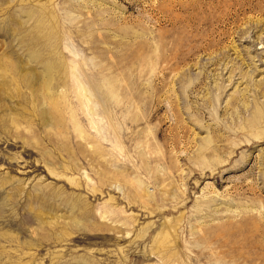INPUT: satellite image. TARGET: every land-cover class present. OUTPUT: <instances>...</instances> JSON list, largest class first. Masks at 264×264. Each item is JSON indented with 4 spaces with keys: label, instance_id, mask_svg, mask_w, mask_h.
I'll return each instance as SVG.
<instances>
[{
    "label": "rangeland",
    "instance_id": "374dc122",
    "mask_svg": "<svg viewBox=\"0 0 264 264\" xmlns=\"http://www.w3.org/2000/svg\"><path fill=\"white\" fill-rule=\"evenodd\" d=\"M0 90V264H264V0H0Z\"/></svg>",
    "mask_w": 264,
    "mask_h": 264
},
{
    "label": "bare ground",
    "instance_id": "6f19581e",
    "mask_svg": "<svg viewBox=\"0 0 264 264\" xmlns=\"http://www.w3.org/2000/svg\"><path fill=\"white\" fill-rule=\"evenodd\" d=\"M12 1H13V0H12ZM40 23H42V22H40ZM43 24H44V22H43ZM18 28H19V30H20V29H22V26L20 25V26H18ZM32 52H35V53H36L37 51H32ZM35 53H33V55H31V56H33L34 58H36V57L39 58V56L35 55ZM37 58H36V59H37ZM40 58H41V56H40ZM53 67H54V66H53ZM53 67H50V69L48 70V71L50 72V73H49V80H48V82H47V83H50L49 86L46 84L47 86H44V87L41 88V89L43 90V92H42V95L44 96L43 100H47L48 98H53V97H54L52 94H51V96H52V97H51V96H48L49 94L46 93V92H52V90H53V88L50 87V86H51V83L54 82V81H53V80H54V77H53V76L51 77V75H52L51 73H52ZM1 86H2V83H1ZM5 86H7V84H4V85H3L4 88H5ZM8 90H9V89H8ZM9 91H10V90H9ZM9 91H7V92H9ZM7 92H6V95H7ZM81 92H82V90H81ZM3 93H5V91H3ZM3 93H2V94H3ZM12 93H13V92H12ZM39 93H40V92H39ZM2 94H1V90H0V101H1V96H4V95H2ZM10 94H11V93H10ZM33 94H34V93H33ZM7 96H9V95H7ZM11 96H12V95H11ZM33 96H35V95H33ZM2 98H3V97H2ZM38 98H39V97H38ZM54 98H55V97H54ZM2 104H3V103H2ZM56 104H57V103H56ZM52 106H53V105H52ZM54 106H57V105H54ZM54 106H53V107H54ZM53 107H52V108H53ZM56 108H57V107H56ZM55 110H56V109H55ZM55 110H53L52 112L54 113ZM50 112H51V111H50ZM55 112H56V111H55ZM44 113H45V112H44ZM57 113H58V112H57ZM57 113H56V114H57ZM54 115H55V114H54ZM63 115H64V114H63ZM48 116H49V115H48ZM48 116H47V117H48ZM59 116H60V115H59ZM42 117L44 118L45 115L43 114ZM56 117H57V116H56ZM50 118H51V117H50ZM60 119H61V118H60ZM42 120H43V119H42ZM46 120H47V118H46ZM56 121L58 122V120H56ZM60 122H61V121H60ZM60 122H59V123H60ZM61 124H62V122H61ZM47 125H48V124H47ZM62 125H63V124H62ZM50 127H51V126H50ZM77 131H78V130H77ZM80 133H81V132H80ZM81 136H82V135H81ZM39 202H40V201H39ZM41 202H42V201H41ZM42 204H43V203H42ZM77 204H78V203H77ZM40 206H41V203H40ZM43 208H44V207H43Z\"/></svg>",
    "mask_w": 264,
    "mask_h": 264
}]
</instances>
